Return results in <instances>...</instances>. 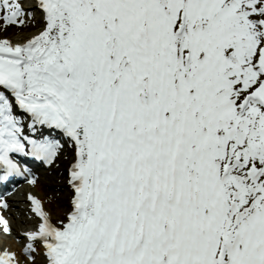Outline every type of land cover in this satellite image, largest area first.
Wrapping results in <instances>:
<instances>
[{
  "label": "snow or ice",
  "instance_id": "1",
  "mask_svg": "<svg viewBox=\"0 0 264 264\" xmlns=\"http://www.w3.org/2000/svg\"><path fill=\"white\" fill-rule=\"evenodd\" d=\"M37 14L0 36V183L24 154L69 191L0 264H264V0H0Z\"/></svg>",
  "mask_w": 264,
  "mask_h": 264
},
{
  "label": "bare ground",
  "instance_id": "2",
  "mask_svg": "<svg viewBox=\"0 0 264 264\" xmlns=\"http://www.w3.org/2000/svg\"><path fill=\"white\" fill-rule=\"evenodd\" d=\"M30 26H34V25H30ZM31 32H34V30H32ZM27 34H30V33H25L23 29L17 30L15 28H9L7 33H5L3 31V24L2 22H0V36L7 35L11 37L12 39H18L19 37L23 35H27ZM66 166H67V161H63L60 164V166L56 169H50L48 167L49 171H47V174L45 173V175H43L42 178L40 177L38 184L35 185V191L38 193L39 195L38 197L44 201L46 208L48 207V200H47L48 196L55 194L61 199H64L68 195L69 189L66 184V172L64 171ZM59 191L60 192L62 191L61 195H58ZM9 213H10V210H9ZM12 222L15 223V225L18 226L19 228L21 227L23 228L24 226H26L25 225L26 223H30V220H26L21 223H19L18 221H12ZM15 234H18V233L15 232ZM0 247L1 249L4 247H8L10 249H15L17 251H20L17 249V245L14 244L13 239L11 238L4 237L3 241L0 242Z\"/></svg>",
  "mask_w": 264,
  "mask_h": 264
},
{
  "label": "rangeland",
  "instance_id": "3",
  "mask_svg": "<svg viewBox=\"0 0 264 264\" xmlns=\"http://www.w3.org/2000/svg\"><path fill=\"white\" fill-rule=\"evenodd\" d=\"M61 192H62V191H61ZM61 192L59 191V192H58V194H60V195H61ZM10 237H11V236H10Z\"/></svg>",
  "mask_w": 264,
  "mask_h": 264
}]
</instances>
